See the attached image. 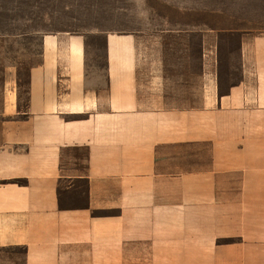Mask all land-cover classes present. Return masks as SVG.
Instances as JSON below:
<instances>
[{
    "label": "crops",
    "instance_id": "0c3cea01",
    "mask_svg": "<svg viewBox=\"0 0 264 264\" xmlns=\"http://www.w3.org/2000/svg\"><path fill=\"white\" fill-rule=\"evenodd\" d=\"M196 33L3 66L0 264H264V30Z\"/></svg>",
    "mask_w": 264,
    "mask_h": 264
},
{
    "label": "rangeland",
    "instance_id": "374dc122",
    "mask_svg": "<svg viewBox=\"0 0 264 264\" xmlns=\"http://www.w3.org/2000/svg\"><path fill=\"white\" fill-rule=\"evenodd\" d=\"M205 27L264 30V0H0V73L17 65L24 84L45 34L83 35L88 64L100 74L108 32L190 28L197 35Z\"/></svg>",
    "mask_w": 264,
    "mask_h": 264
},
{
    "label": "trees",
    "instance_id": "16d2710c",
    "mask_svg": "<svg viewBox=\"0 0 264 264\" xmlns=\"http://www.w3.org/2000/svg\"><path fill=\"white\" fill-rule=\"evenodd\" d=\"M60 206H62V204H60Z\"/></svg>",
    "mask_w": 264,
    "mask_h": 264
}]
</instances>
